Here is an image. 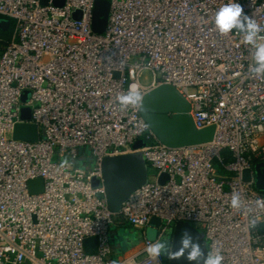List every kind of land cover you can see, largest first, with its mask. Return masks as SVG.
Masks as SVG:
<instances>
[{"label": "built area", "instance_id": "built-area-1", "mask_svg": "<svg viewBox=\"0 0 264 264\" xmlns=\"http://www.w3.org/2000/svg\"><path fill=\"white\" fill-rule=\"evenodd\" d=\"M95 1L0 0V20L9 22L0 30V264H166L145 248L179 222L198 230L223 264H264V209L255 205L264 191L255 189L254 171L264 164V76L249 72L254 49L238 32L215 29V12L229 0H107L103 34L91 28ZM236 2L264 27V0ZM131 83L141 96L174 87L195 128L213 127L212 139L160 144L140 107L117 103ZM21 107L31 108L29 121L20 119ZM23 123L36 126L38 141L13 139ZM139 140L144 146L133 150ZM81 148L89 150L88 162ZM133 152L143 156L152 180L113 213L102 162ZM39 178L42 193L30 194L28 183ZM234 191L240 210L230 207ZM116 218L142 236L157 218L161 232L114 261L107 233ZM90 238L95 247L87 253Z\"/></svg>", "mask_w": 264, "mask_h": 264}, {"label": "water", "instance_id": "water-1", "mask_svg": "<svg viewBox=\"0 0 264 264\" xmlns=\"http://www.w3.org/2000/svg\"><path fill=\"white\" fill-rule=\"evenodd\" d=\"M50 0H39L41 5H47ZM56 6H62L64 0H52ZM110 3L107 0H97L92 9V31L96 34H103L107 25ZM74 18L79 19L80 14H74ZM7 20H0V30L8 28ZM30 96L29 91H24L21 95V102H27ZM143 104L140 112L148 129L155 139L162 145L170 148H179L198 145L209 142L212 139L213 127L201 130L195 128L189 115V104L170 85H161L150 89L143 96ZM31 116L30 107H21L20 119L29 121ZM13 139L29 142L38 141V131L35 125L23 123L18 124L13 130ZM144 141L139 140L132 146L133 150H138L144 146ZM102 184L105 190V197L111 212L117 213L124 200L138 187L147 182V167L143 156L139 152L124 155L106 157L102 162ZM166 176L159 178L162 184ZM244 180H248L247 174ZM99 183L96 185L98 186ZM95 186V187H96ZM30 194H40L43 191L42 179H35L28 183ZM159 219L152 218L149 221L150 227L157 228ZM187 230L194 240H199L205 255L208 253L203 235L187 223H177L171 235V247L173 250L179 248L181 232ZM149 239V238H148ZM85 250L91 253L95 247V239L90 238L84 242ZM170 247V248H171ZM166 264H189L186 259L166 260ZM195 264V262H193Z\"/></svg>", "mask_w": 264, "mask_h": 264}, {"label": "clouds", "instance_id": "clouds-1", "mask_svg": "<svg viewBox=\"0 0 264 264\" xmlns=\"http://www.w3.org/2000/svg\"><path fill=\"white\" fill-rule=\"evenodd\" d=\"M255 15V14H254ZM215 29L221 35H228L238 32L244 44L250 45L254 52L251 53L253 63L249 65V72L254 76H264V43L258 41L264 40V36L260 33L264 32V27L257 23L254 16H249L244 12L243 6L236 0H229L228 3L222 5L214 16ZM117 103L122 108L142 107L143 97L139 92V85L131 83L125 94L116 97ZM67 159L61 164L66 163ZM242 197L239 192L234 191L230 198V207L240 210L242 208ZM255 205L264 209V198L255 201ZM252 225L255 226L257 221L253 219ZM179 248L173 250L174 245L170 248L163 240H156L149 243L145 252L153 260L158 262L162 254L170 261L186 259L189 264H223V256L219 252H208L202 250L199 240L187 231L181 232L179 240Z\"/></svg>", "mask_w": 264, "mask_h": 264}, {"label": "rangeland", "instance_id": "rangeland-1", "mask_svg": "<svg viewBox=\"0 0 264 264\" xmlns=\"http://www.w3.org/2000/svg\"><path fill=\"white\" fill-rule=\"evenodd\" d=\"M3 37L7 40L9 39V33H3ZM144 76L148 75L145 73ZM79 154L86 159L88 162V158H90V152L88 149H79ZM78 161L77 164L79 166H85L86 161L85 160ZM65 160V159H64ZM52 162H61V160H58L56 156H53L51 159ZM149 180H152L150 178L152 176V172L147 166ZM255 171V189L258 191H264V164L258 163L254 166ZM221 175H226L225 172H220ZM98 184L97 180L92 181V185L95 187ZM160 229L149 227L145 231V235L142 236L140 232L134 231L129 227H120L115 228L114 225H111L109 228V231L107 233V239H108V247L111 251V258L114 261H120L126 256H128V253L131 252L133 248L139 245V243L143 240V237L149 238L151 240H155L157 236L160 234ZM173 232V230H172ZM171 232V235H172ZM171 235L170 233L167 235H164L161 240H163L168 246H170L171 243ZM162 256L165 258L166 255L162 254Z\"/></svg>", "mask_w": 264, "mask_h": 264}, {"label": "crops", "instance_id": "crops-1", "mask_svg": "<svg viewBox=\"0 0 264 264\" xmlns=\"http://www.w3.org/2000/svg\"><path fill=\"white\" fill-rule=\"evenodd\" d=\"M127 154H129V153H127ZM124 155V154H123ZM146 167H147V164H146ZM148 170H147V180H148ZM114 226H115V228H120V227H129L124 221H122L121 219H119V218H116L115 219V222H114V224H113ZM130 228V227H129ZM133 250H134V248L131 250V252H129L128 253V255L129 254H131L132 252H133Z\"/></svg>", "mask_w": 264, "mask_h": 264}, {"label": "trees", "instance_id": "trees-1", "mask_svg": "<svg viewBox=\"0 0 264 264\" xmlns=\"http://www.w3.org/2000/svg\"><path fill=\"white\" fill-rule=\"evenodd\" d=\"M2 34H3V33H2ZM164 259H165V262H166L167 258L165 257Z\"/></svg>", "mask_w": 264, "mask_h": 264}]
</instances>
